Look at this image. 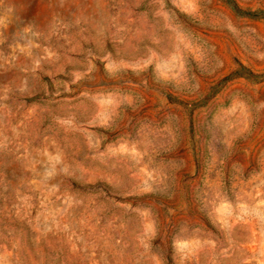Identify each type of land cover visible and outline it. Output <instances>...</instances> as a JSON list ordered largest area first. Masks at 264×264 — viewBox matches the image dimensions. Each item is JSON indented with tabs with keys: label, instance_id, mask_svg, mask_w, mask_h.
Returning a JSON list of instances; mask_svg holds the SVG:
<instances>
[{
	"label": "rangeland",
	"instance_id": "rangeland-1",
	"mask_svg": "<svg viewBox=\"0 0 264 264\" xmlns=\"http://www.w3.org/2000/svg\"><path fill=\"white\" fill-rule=\"evenodd\" d=\"M0 0V264H264V0Z\"/></svg>",
	"mask_w": 264,
	"mask_h": 264
},
{
	"label": "trees",
	"instance_id": "trees-1",
	"mask_svg": "<svg viewBox=\"0 0 264 264\" xmlns=\"http://www.w3.org/2000/svg\"><path fill=\"white\" fill-rule=\"evenodd\" d=\"M225 2H227L236 12H243L246 14H253L251 11H243L242 9H240L238 7V5L235 3L234 0H224Z\"/></svg>",
	"mask_w": 264,
	"mask_h": 264
}]
</instances>
